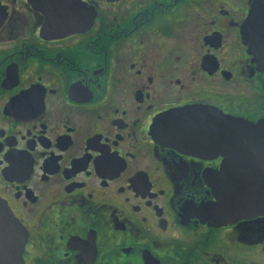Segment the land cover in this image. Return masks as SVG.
<instances>
[{
  "label": "flooded vegetation",
  "instance_id": "flooded-vegetation-1",
  "mask_svg": "<svg viewBox=\"0 0 264 264\" xmlns=\"http://www.w3.org/2000/svg\"><path fill=\"white\" fill-rule=\"evenodd\" d=\"M227 118L264 133V0H0L22 264H264V153Z\"/></svg>",
  "mask_w": 264,
  "mask_h": 264
},
{
  "label": "water",
  "instance_id": "water-1",
  "mask_svg": "<svg viewBox=\"0 0 264 264\" xmlns=\"http://www.w3.org/2000/svg\"><path fill=\"white\" fill-rule=\"evenodd\" d=\"M165 119H173L175 121V113L169 112V114L165 116ZM233 123L239 125H235L234 127H226V132L228 133L229 137L234 135L236 132H239V137H241V139L243 138L241 143L244 141V147L251 149L254 147H259V152L264 153V133L262 132L260 125H246V120L227 118L228 125ZM240 124L242 125L240 126ZM181 127L184 129V131L165 133L167 146H176L177 144L180 146V137L186 136L187 138L189 136V131L186 124ZM172 128H174V126L171 125L168 129ZM175 128H178V126L175 125ZM261 162L264 168V160ZM259 178L264 179V172L263 174L259 175ZM248 179L249 185L243 190L246 196L249 194L251 198L250 207L254 208L255 204L258 202H264V183L261 186V190H258L252 187L253 179L251 174L248 175ZM241 196V191L237 192V194L234 196L233 207L236 211L237 208L243 209L244 206H246V202L242 200ZM25 237L26 233L24 232L20 221L15 218V216L9 210L7 204L0 200V264H22V250L25 244Z\"/></svg>",
  "mask_w": 264,
  "mask_h": 264
}]
</instances>
